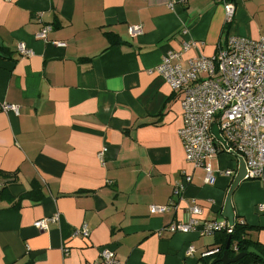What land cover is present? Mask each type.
Masks as SVG:
<instances>
[{"label":"crops","instance_id":"1","mask_svg":"<svg viewBox=\"0 0 264 264\" xmlns=\"http://www.w3.org/2000/svg\"><path fill=\"white\" fill-rule=\"evenodd\" d=\"M233 2L226 27L213 0H0V107L18 108L0 111V264H104V249L119 264L212 260L202 254L219 247L223 231L168 227L191 218L229 225L223 211L234 179L215 174L207 185L186 163L182 95L156 69L185 41L196 47L172 60L183 68L214 56L228 34L263 38L264 0ZM130 26L142 33L131 36ZM210 163L215 171L239 166L225 153ZM193 200L200 214L188 213ZM170 201L176 209L149 212ZM230 203L233 222L251 227L264 253L262 181L240 182ZM55 215L48 230L34 227ZM82 226L87 237L76 234Z\"/></svg>","mask_w":264,"mask_h":264},{"label":"built area","instance_id":"2","mask_svg":"<svg viewBox=\"0 0 264 264\" xmlns=\"http://www.w3.org/2000/svg\"><path fill=\"white\" fill-rule=\"evenodd\" d=\"M221 4L225 11L226 27L231 24L235 14L233 0H213ZM50 27H44L36 35L45 39ZM128 33L138 36L142 33L141 26H130ZM64 46V44H59ZM196 47L195 42L188 41L181 44L179 52H172L165 56L156 69L166 84L175 92L182 95L180 108L182 126L177 134L184 150L185 161L194 169L204 172V183L215 184V174H222L232 179L237 170H214L211 160L221 153L231 155L237 162L241 159L245 167L244 180H259L264 185V37L251 40L231 34L226 36L212 57L198 56L188 61L183 68L173 59L179 60L183 52ZM18 52L22 56H29L31 52L20 44ZM0 111H14L18 108L3 105ZM216 127L222 142L212 133ZM99 154L102 156L103 152ZM191 177H186L190 182ZM184 187L176 186L174 194L182 193ZM176 209V203L170 201L165 206L151 205V214H163L169 209ZM258 212H264V204L258 206ZM189 214H200L201 208L193 200L187 207ZM58 216L46 218L34 223L40 231L48 230L49 222H57ZM168 229L171 232H198L206 236L215 232L231 233L232 228L225 222H201L191 218L184 223H172ZM83 237L89 235L86 226L76 231ZM218 249L202 254L210 256ZM195 249L190 246L185 252L186 258L193 257ZM101 262L104 264H119L114 253L109 250L100 252ZM98 264V262L93 263Z\"/></svg>","mask_w":264,"mask_h":264},{"label":"trees","instance_id":"3","mask_svg":"<svg viewBox=\"0 0 264 264\" xmlns=\"http://www.w3.org/2000/svg\"><path fill=\"white\" fill-rule=\"evenodd\" d=\"M231 228H232L231 233H226L225 231L221 232L222 236L220 241L218 242L219 247L217 248L218 252L208 257H202V259L204 258L209 260L212 259L211 261L202 260L203 264H212L214 262L215 264H219L218 260L222 257L228 238H230V246L228 249V256L230 258H233L238 253H245V252L247 253V250L249 248H254L264 258V253L262 249L259 247V244L257 242L252 241L248 237V231L252 229L251 227H249L244 223L237 222L235 220ZM230 264H264V261L256 254L247 253L243 258Z\"/></svg>","mask_w":264,"mask_h":264},{"label":"water","instance_id":"4","mask_svg":"<svg viewBox=\"0 0 264 264\" xmlns=\"http://www.w3.org/2000/svg\"><path fill=\"white\" fill-rule=\"evenodd\" d=\"M212 133L219 142H222V140L220 139V137L218 135V131H217L215 126H213V128H212ZM238 165H239L238 166V173H237L236 177L234 178L232 186L227 193L224 211H223V216L225 218H227L229 225H233V223H234L233 222V211H232V207H231V203H230V197H231V194L234 191V189L238 186V184L244 180V176H245V167H244V163L241 159L239 160ZM229 246H230V238H228V240L226 242L225 250L222 254V257L218 260L219 264H230V263L236 262L239 259L243 258L247 253L256 254L257 256L262 258L264 261L263 256L254 248H249L247 250V253L246 252L245 253H238L233 258H230L228 256ZM212 264H215V262Z\"/></svg>","mask_w":264,"mask_h":264},{"label":"rangeland","instance_id":"5","mask_svg":"<svg viewBox=\"0 0 264 264\" xmlns=\"http://www.w3.org/2000/svg\"><path fill=\"white\" fill-rule=\"evenodd\" d=\"M226 154V153H225Z\"/></svg>","mask_w":264,"mask_h":264}]
</instances>
